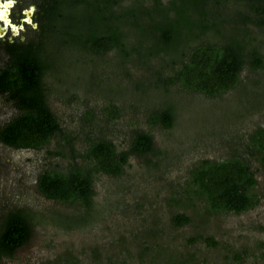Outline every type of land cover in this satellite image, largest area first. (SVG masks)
Returning <instances> with one entry per match:
<instances>
[{"label":"rangeland","instance_id":"1","mask_svg":"<svg viewBox=\"0 0 264 264\" xmlns=\"http://www.w3.org/2000/svg\"><path fill=\"white\" fill-rule=\"evenodd\" d=\"M138 1L123 0L114 8L123 13L113 25L124 35V51L96 55L69 46L59 51L44 33L31 25L23 28L22 42L32 41L50 56L44 90L62 135L38 150L0 143V220L22 210L34 221L29 242L11 258H0V264H264V169L259 161L264 150L255 152L252 142L258 131L264 133V29L235 22V12L247 10L243 3L207 6L202 33L190 12L179 18L185 25L179 24L172 37L198 35L191 45L236 38L250 53L236 86L207 98L166 82L187 51L146 56L142 11L150 15L151 3L142 0V9L131 6ZM20 2L34 5V0ZM168 2L161 0L163 11ZM177 5L168 18L172 21L179 14ZM86 14L82 9L74 13L79 30ZM251 52L262 60L260 67L251 68ZM168 107L173 122L164 129L152 118ZM111 109L116 117L109 116ZM20 112L15 100L0 95V129ZM134 131L151 136L154 153L129 157L116 177L95 175L89 209L38 193V176L68 170L72 151L82 153L88 142L105 140L120 152ZM225 160L245 164L256 181L249 191L255 204L240 214L209 212L185 194L194 168ZM75 161L81 163L78 156ZM179 214L189 223L174 226L172 218ZM198 236L215 244L208 246Z\"/></svg>","mask_w":264,"mask_h":264},{"label":"trees","instance_id":"2","mask_svg":"<svg viewBox=\"0 0 264 264\" xmlns=\"http://www.w3.org/2000/svg\"><path fill=\"white\" fill-rule=\"evenodd\" d=\"M50 1V6L43 11L47 21L43 27L44 35L52 40L54 48L69 46L77 51H89L96 55L112 49L124 51V35L120 33L119 27L113 25L123 15L114 11L123 0ZM146 1L151 3L150 15L142 11L147 19L141 40L149 45L146 56H171L187 51L186 55L182 53L184 60L167 79V83H178L184 90L195 91L207 98H214L236 86L242 66L250 56V53L245 52L247 46L241 44V41L236 38H219L220 41L215 44L191 45V41L198 35L180 39L172 37L171 34L177 30L179 24L185 25L179 18L188 12L198 18L197 26L199 33H202L207 26L204 9L207 6L219 8L229 2L243 3L247 9L245 12H235L236 23L241 26L254 24L264 29V0H169L167 11H163L161 0ZM143 5L141 0L131 6L142 9ZM176 5L180 8L179 14L172 21L168 18ZM80 9L87 14L83 28L79 30L74 13ZM66 20L69 22L67 26L64 24ZM10 52L12 64L0 74V91L8 93L21 112L2 127L0 140L14 149L38 150L53 138L62 135L60 124L46 102L44 90L43 77L50 71V56L40 45L34 47L31 44ZM54 52L56 54L58 51ZM252 56L255 57L251 68L260 67L262 60L257 53L253 52ZM109 116L116 117V110L111 109ZM152 122L169 129L173 122L172 109L165 108L152 118ZM252 142L255 152L264 150V133L258 131ZM153 153L151 136L141 131H134L127 149L120 152H116L110 141L88 142L82 153L72 151V164L68 170L43 171L38 176L36 189L47 200L67 206L79 204L89 209L94 195L92 183L95 175L116 177L129 157L142 158ZM77 156L81 163L75 161ZM259 161L264 169V156ZM188 183L185 194L189 199L201 201L207 211L212 213L240 214L253 208L255 204L249 193L256 184L255 178L249 168L238 160L217 163L204 161L191 171ZM188 223L189 219L185 215L179 214L172 218L174 226L180 227ZM33 228V218L25 211L16 210L3 215L0 220V258H11L18 249L26 245L33 235ZM197 240L208 246L215 244L200 236ZM193 241L194 239L191 242Z\"/></svg>","mask_w":264,"mask_h":264},{"label":"flooded vegetation","instance_id":"3","mask_svg":"<svg viewBox=\"0 0 264 264\" xmlns=\"http://www.w3.org/2000/svg\"><path fill=\"white\" fill-rule=\"evenodd\" d=\"M50 3V0H34V5L22 7L19 0H0V74L12 64L10 51H17L18 47L30 44L36 46L32 41L22 42L21 34L23 28L30 25L38 34L44 33L43 25L47 21L43 11ZM2 94L13 100L8 93L0 91Z\"/></svg>","mask_w":264,"mask_h":264}]
</instances>
